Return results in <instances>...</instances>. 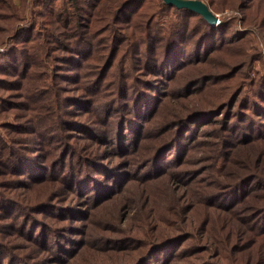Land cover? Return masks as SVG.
I'll return each mask as SVG.
<instances>
[{"label": "rangeland", "instance_id": "rangeland-1", "mask_svg": "<svg viewBox=\"0 0 264 264\" xmlns=\"http://www.w3.org/2000/svg\"><path fill=\"white\" fill-rule=\"evenodd\" d=\"M74 1L0 0V264H264V0H214L218 49L167 76L144 33L177 18L162 0L110 23L125 0H79L73 24Z\"/></svg>", "mask_w": 264, "mask_h": 264}, {"label": "trees", "instance_id": "trees-1", "mask_svg": "<svg viewBox=\"0 0 264 264\" xmlns=\"http://www.w3.org/2000/svg\"><path fill=\"white\" fill-rule=\"evenodd\" d=\"M138 0H125L122 5L118 8L116 7V11L113 10L111 13V16H109V18L107 19V23H110L111 19L116 17L115 19H119L120 15L123 14L124 9L133 4L134 2H136ZM207 1V0H206ZM209 5L212 7V5H214V0H209ZM161 3L166 6V7H170L171 9H173V11L175 12V16L177 18L174 19H165L163 21H161L160 24V28L158 30H154L153 29V20L150 19L148 26L150 27V31H148L147 26H144V33H146L147 35L149 34V36H151L152 38H159L160 39V48L154 47L151 48L149 47V49L154 52L155 54V58L157 57H163V59H161V61H158V59L152 60L151 62H157L158 67H154L153 71L154 72H160L162 73L164 76H167V73L169 70L171 69H175V73H178L179 71L182 70L183 66H179V62L180 61H184L186 60L185 57V49L187 51V48H185L188 43H193V44H197L198 48H199V52H202L201 47L203 45H210V42H214L212 43L211 46L209 47H204L205 48V52L207 54V56L209 57V55H211L212 52L215 51V49H218L217 47H215V45H217L218 41L216 42V38L218 37L219 39H222V37H219L217 34L218 31V27L214 26L212 23H210L203 15H201L200 13L197 12H193L192 10L188 9V8H179L175 5H170L168 3H166L164 0L161 1ZM73 7L76 8V12L75 13H68V15L66 16V21L71 20V22L73 24H75V19H73V17L78 16L79 14V9L81 8L79 6V0H75L73 2ZM65 12V11H64ZM106 12V10L104 11H97L96 14H104ZM63 13V12H62ZM113 14H117L116 16H113ZM167 14H165L166 17ZM186 17V18H185ZM193 17H197L196 19V24H198V31H200L201 35H196L195 36H191L190 35V24ZM157 18H161V17H157ZM171 20V21H170ZM148 23V22H147ZM225 23H227L225 20H221V23L219 25V27H222L225 25ZM110 25V24H108ZM107 29V28H106ZM110 29V26H109ZM147 35L144 36L147 38ZM224 37V36H223ZM207 40V42L205 43V41ZM216 42V43H215ZM144 44V42H141L139 46H142ZM179 59V60H178ZM178 60V62H177ZM112 63V58H110V60L108 61V64L103 68V71L110 66V64ZM179 66V67H178ZM234 71V69H233ZM172 72V71H171ZM170 72V73H171ZM173 77V76H172ZM226 77H231V76H226ZM221 78V79H225ZM167 78V77H166ZM213 76H211L210 74H198V75H193L190 78H188L185 81L184 87L182 89H186L188 91H190L192 88L197 87L198 85H200L203 81H209L210 79H212ZM217 79V77H216ZM164 80V79H162ZM234 97V96H233ZM231 98V97H230ZM224 104V103H223ZM222 105V104H221ZM225 106H227L225 104ZM220 109V108H219ZM218 111V109L215 110V108L210 109V110H203V109H196V111H190L187 113V116L184 117V115H182V118H180V121L183 122L184 124H188L190 122H192L197 114H205V115H212L214 112ZM39 126L41 129H47V124L43 123V121L39 122ZM186 128V126H184ZM184 128V129H185ZM255 127H253V125H251L250 130H254L255 131ZM263 133V130H260ZM179 135L171 140L168 141H160L158 143V148L156 149L155 153L152 155V161L153 160H158L162 155H164L166 152H168L171 148H173L176 143L178 142L179 139ZM242 175H240L239 177H241ZM250 176L244 177L242 180L237 182V179H239L237 177V175L233 176V179L235 181H233L232 183H229V180H227L226 182H224L222 185H225V187L227 188L229 185H231V190L235 189V187H240L241 185H245L248 181ZM43 178V177H42ZM41 179V178H40ZM38 179V180H40ZM28 185V184H27ZM25 185V186H27ZM232 193V191H231ZM218 195V194H217ZM216 195V198H217ZM224 195V194H222ZM15 198H11L9 201H7L8 206H14L16 205L18 200H14ZM240 201H237V204ZM235 202L232 205H228L225 204L224 205V209H230L232 207H236ZM17 206H14V209ZM0 208H2V206H0ZM7 214V213H6ZM13 215V212L10 213V215L7 214L8 217H11ZM7 217V218H8ZM190 234H177V235H173V236H168L165 237L164 239L158 241L157 239L155 240L156 242H154L149 250L146 252V254L144 255V259L150 254L149 258L146 260L148 261L151 256L155 253H157L159 250L165 249L166 247L174 244L175 242L179 241L180 238L182 240H185L189 237ZM8 251V250H7ZM141 261V260H140ZM145 261V262H146ZM123 264V263H121ZM145 264V263H144Z\"/></svg>", "mask_w": 264, "mask_h": 264}, {"label": "water", "instance_id": "water-1", "mask_svg": "<svg viewBox=\"0 0 264 264\" xmlns=\"http://www.w3.org/2000/svg\"><path fill=\"white\" fill-rule=\"evenodd\" d=\"M170 5H175L179 8H188L193 12L200 13L203 15L210 23L219 24L221 19L218 14H216L209 3L206 0H164Z\"/></svg>", "mask_w": 264, "mask_h": 264}]
</instances>
